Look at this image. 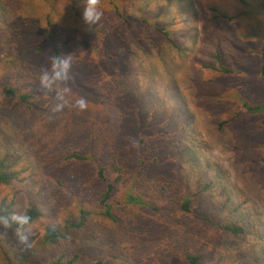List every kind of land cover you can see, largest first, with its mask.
<instances>
[{
	"label": "rangeland",
	"instance_id": "1",
	"mask_svg": "<svg viewBox=\"0 0 264 264\" xmlns=\"http://www.w3.org/2000/svg\"><path fill=\"white\" fill-rule=\"evenodd\" d=\"M83 3L0 0V38L11 42H0V156L17 172L0 185V204L15 217L29 203L41 213L23 242L0 225V264L75 254V264H190V256L264 264L263 116L239 111L240 102H264V0H98L95 25L84 22ZM25 40L36 54L20 53ZM52 43L72 59L70 86L88 101L84 111L74 99L51 111L55 93L37 78ZM3 86L32 97L23 104ZM113 160L124 169L110 201L116 222L96 200L105 188L97 169ZM184 197L190 213L180 210ZM80 211L82 228L44 245L45 230L77 222Z\"/></svg>",
	"mask_w": 264,
	"mask_h": 264
},
{
	"label": "trees",
	"instance_id": "2",
	"mask_svg": "<svg viewBox=\"0 0 264 264\" xmlns=\"http://www.w3.org/2000/svg\"><path fill=\"white\" fill-rule=\"evenodd\" d=\"M164 31V30H162ZM164 37L167 39V41H169L173 47L176 48V43L170 38V36L168 35L167 32H163ZM3 35V34H2ZM12 41V40H11ZM0 42L4 43L3 47L7 48L6 45H9L8 42H10V40H8L6 38V41L3 40L2 38H0ZM11 45V42H10ZM53 43L50 45V48L52 51H54V55L55 56H59V51L55 48H53ZM20 53L23 52V50L25 52H29L32 50V47L30 45V43L25 40L23 42H20ZM36 50V48L34 49ZM32 50V51H34ZM38 50H36V52L34 54L37 53ZM215 60H217V62L219 63L220 66V70L224 73H233L232 70H230L229 68L223 67L221 65V59L219 57V54H216L215 56ZM28 69V68H27ZM259 71H260V76L261 79L263 81L264 84V42L262 44V48L260 50V67H259ZM39 79V77L37 78V80ZM2 92H3V96L4 95H9L11 98L16 97L21 103L23 104H27L28 100L32 97V95L30 94H24V93H19L17 88H11L10 86H3L2 88ZM239 111L242 113H245L247 115H260L263 116L262 118V123L264 124V102L262 104H257V105H249L247 103L244 102H240L239 105ZM145 138H140L139 139V143L140 144H144L145 143ZM116 140H113V142L111 141V148L113 149V147L118 148L119 146L115 145ZM102 144H106V143H102ZM147 145V144H146ZM110 146V145H109ZM74 158H79L77 155L72 156ZM113 159V157H112ZM8 160L5 158V156H0V185L1 186H8L9 184H11L12 182L15 181L16 177H17V172L12 173L10 172V165H8ZM264 163V160H263ZM122 164H118L116 160H113V162L111 163H107L106 165H102L100 168L97 169V176L98 178L105 183V188L103 189L102 192L99 193L98 197L96 198L99 208H101L100 210L102 211V215L108 219H110L112 222H116V218L113 216V212H112V206H111V197L112 194L118 190V188L121 186L122 183V172L124 171L123 168H121ZM112 167L113 173H115L116 175H113V179L111 177H109V173L107 172L106 169H109ZM128 202H133V203H137L141 206H147L148 204H146L142 198L138 197V196H131L129 198H127ZM149 209H151L152 211L156 212L155 207H151L148 206ZM180 210L185 212V213H190L191 212V201L187 198L184 197L182 199L181 205H180ZM11 207L10 205L6 204L5 202H2L0 204V217L5 218L8 221V224L11 226L8 229L9 230H16L17 226L19 225V218L22 216H28L29 217V225L33 224L34 222H36L40 216V210L38 209L37 206H35L34 204H28L27 207L24 209V211L22 212V214L19 217H15L11 215ZM85 213L83 211H80V215L78 218L77 222H66L62 228V230H59L57 228H49L47 230H45V235H44V245H54L56 243H58L59 239H65L67 236L68 231L71 230H77L82 228L83 224L85 223V219H84ZM29 225H25L24 226V230L29 226ZM224 230L231 233L232 235H239L241 233V228L235 226V225H225L224 226ZM78 260V255H74L72 258H63V256L55 259L52 264H75V262ZM187 260L190 262V264H197L199 261V257L198 256H190L187 258Z\"/></svg>",
	"mask_w": 264,
	"mask_h": 264
},
{
	"label": "clouds",
	"instance_id": "3",
	"mask_svg": "<svg viewBox=\"0 0 264 264\" xmlns=\"http://www.w3.org/2000/svg\"><path fill=\"white\" fill-rule=\"evenodd\" d=\"M103 15L102 10L98 6V0H84L83 3V20L86 24H97ZM73 62L70 56L53 55L47 66L40 73V86L48 92L55 93V105L51 111L53 113L62 112L65 107L69 106L74 99L73 107L80 111L87 108L88 101L83 96L75 97L70 82L74 79L72 73ZM0 225L6 228L11 227L8 221L0 217ZM29 225V217L22 216L19 218V225L16 228L15 235L23 242L24 226ZM31 226L29 225V229Z\"/></svg>",
	"mask_w": 264,
	"mask_h": 264
}]
</instances>
